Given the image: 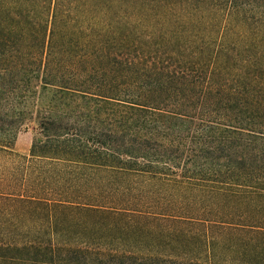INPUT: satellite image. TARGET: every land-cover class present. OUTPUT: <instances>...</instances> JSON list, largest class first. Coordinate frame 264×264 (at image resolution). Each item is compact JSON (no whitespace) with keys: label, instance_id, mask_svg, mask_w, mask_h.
Listing matches in <instances>:
<instances>
[{"label":"trees","instance_id":"16d2710c","mask_svg":"<svg viewBox=\"0 0 264 264\" xmlns=\"http://www.w3.org/2000/svg\"><path fill=\"white\" fill-rule=\"evenodd\" d=\"M0 264H264V0H0Z\"/></svg>","mask_w":264,"mask_h":264},{"label":"rangeland","instance_id":"374dc122","mask_svg":"<svg viewBox=\"0 0 264 264\" xmlns=\"http://www.w3.org/2000/svg\"><path fill=\"white\" fill-rule=\"evenodd\" d=\"M32 141H33V132L31 129L28 131L20 132L14 144L15 151L21 154H29Z\"/></svg>","mask_w":264,"mask_h":264}]
</instances>
